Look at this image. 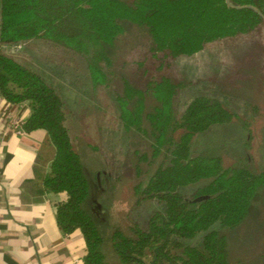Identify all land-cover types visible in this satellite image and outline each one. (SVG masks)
<instances>
[{
    "label": "trees",
    "instance_id": "trees-1",
    "mask_svg": "<svg viewBox=\"0 0 264 264\" xmlns=\"http://www.w3.org/2000/svg\"><path fill=\"white\" fill-rule=\"evenodd\" d=\"M255 5L264 0H231ZM126 23L149 35V52L160 62L192 56L223 38L263 28L264 18L252 8L230 7L226 0H0V47L45 38L85 57L91 79L109 87L105 66ZM182 83L169 76L140 88L124 79L117 99L126 128L149 134L153 156L162 160L147 182L134 187L135 209L155 200L160 208L145 220L138 213L130 233L119 227L111 238L119 264H232L228 231L248 216L264 188V170L226 168L219 155L193 154V137L213 125L232 122L235 114L209 95L193 98L176 117L174 98ZM158 101L145 112L147 94ZM0 94L13 104L28 103L25 132L45 130L53 147L50 170L41 175L46 191L67 192L58 204L57 219L66 234L80 229L86 242L85 264H110L103 251L105 223L97 212L102 194L76 149L68 120L67 99L43 74L0 48ZM149 121L150 131L144 127ZM150 132V133H148ZM180 132L179 138L175 134ZM142 173L140 164L136 174ZM96 181L100 182L99 175ZM205 182L190 193L185 189ZM208 198L197 201L200 196Z\"/></svg>",
    "mask_w": 264,
    "mask_h": 264
},
{
    "label": "rangeland",
    "instance_id": "rangeland-1",
    "mask_svg": "<svg viewBox=\"0 0 264 264\" xmlns=\"http://www.w3.org/2000/svg\"><path fill=\"white\" fill-rule=\"evenodd\" d=\"M125 29L111 49V64L105 66L109 87L91 79L83 55L56 42L37 38L0 47L43 74L67 99L68 126L75 147L93 181L107 189L101 198L105 207L101 216L108 243L115 227L130 233L138 213L145 220L161 207L157 201L149 200L135 209L134 187L140 181L147 182L162 155L153 156L154 139L149 134L125 127L117 99L123 92L124 79L144 89L150 80L164 76L182 83L174 98L176 117L198 95L218 98L235 114L234 119L195 135L193 154L219 155L226 168L264 170V27L215 40L201 52L171 59L170 65L164 67L151 56L149 35L143 28L126 23ZM158 104L148 93L145 112H153ZM144 127L150 131L149 121L145 120ZM179 136L177 132L175 137ZM138 164L142 169L139 176ZM204 183L191 185L185 191L190 193ZM227 233L232 264H264V188L248 216ZM107 246V251L112 252Z\"/></svg>",
    "mask_w": 264,
    "mask_h": 264
},
{
    "label": "crops",
    "instance_id": "crops-1",
    "mask_svg": "<svg viewBox=\"0 0 264 264\" xmlns=\"http://www.w3.org/2000/svg\"><path fill=\"white\" fill-rule=\"evenodd\" d=\"M8 113L26 121L31 108L0 98V125L7 132L0 137V264H85L82 231L66 234L58 223V204L67 192L43 185L41 175L50 170L54 152L47 132L19 135L8 125ZM103 251L110 264H119L111 237L109 243L105 237Z\"/></svg>",
    "mask_w": 264,
    "mask_h": 264
},
{
    "label": "built area",
    "instance_id": "built-area-1",
    "mask_svg": "<svg viewBox=\"0 0 264 264\" xmlns=\"http://www.w3.org/2000/svg\"><path fill=\"white\" fill-rule=\"evenodd\" d=\"M1 97L2 96L0 94V98ZM7 118L9 119L8 125L12 127L17 134L22 135L25 133V130L23 128V124L25 121H23L22 119L18 117H13L9 113L7 115ZM6 133H7L6 129L0 125V137L5 135Z\"/></svg>",
    "mask_w": 264,
    "mask_h": 264
},
{
    "label": "water",
    "instance_id": "water-1",
    "mask_svg": "<svg viewBox=\"0 0 264 264\" xmlns=\"http://www.w3.org/2000/svg\"><path fill=\"white\" fill-rule=\"evenodd\" d=\"M226 2H227V4H228L230 7H234V8H238V9H242V8H252V9H254L255 11H257V12H258V13L264 18V13L260 10V8H258V7L255 6V5H252V4H249V5H236V4H234L231 0H226ZM206 198H208L207 195H205V196H200V197H198L196 200H197V201H200V200H202V199H206ZM97 212H98V213L103 212V210H102V205H101L99 202H97Z\"/></svg>",
    "mask_w": 264,
    "mask_h": 264
}]
</instances>
